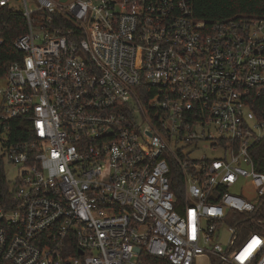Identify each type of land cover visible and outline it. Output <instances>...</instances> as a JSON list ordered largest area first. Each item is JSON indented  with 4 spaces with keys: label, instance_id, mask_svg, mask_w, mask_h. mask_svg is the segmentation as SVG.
Here are the masks:
<instances>
[{
    "label": "built area",
    "instance_id": "obj_1",
    "mask_svg": "<svg viewBox=\"0 0 264 264\" xmlns=\"http://www.w3.org/2000/svg\"><path fill=\"white\" fill-rule=\"evenodd\" d=\"M2 8L26 31L0 79V158L16 170L0 264H264L251 157L264 137V19L208 24L191 0ZM202 142L221 156L183 153Z\"/></svg>",
    "mask_w": 264,
    "mask_h": 264
},
{
    "label": "trees",
    "instance_id": "obj_2",
    "mask_svg": "<svg viewBox=\"0 0 264 264\" xmlns=\"http://www.w3.org/2000/svg\"><path fill=\"white\" fill-rule=\"evenodd\" d=\"M193 17L208 24L228 20H259L264 19V0H191ZM0 20L6 25L0 37L5 42L0 50V79L5 77L8 66L21 58L12 46L13 41L26 31L24 19L7 9H0ZM254 108L257 116L264 119V92L254 99ZM251 157L255 170L264 174V137L254 143ZM5 163L0 158V202L7 199L9 183L4 172ZM152 264H169L165 259L147 257ZM213 264H219L214 258Z\"/></svg>",
    "mask_w": 264,
    "mask_h": 264
},
{
    "label": "rangeland",
    "instance_id": "obj_3",
    "mask_svg": "<svg viewBox=\"0 0 264 264\" xmlns=\"http://www.w3.org/2000/svg\"><path fill=\"white\" fill-rule=\"evenodd\" d=\"M208 145L207 143H201L198 146V150H193V146L184 147L183 153L188 154L191 159H199L202 156H206L209 159L219 158L221 153L219 151L211 152L209 149L205 148ZM4 172L7 180H12L16 176V170L9 164H6L4 167ZM245 188V187H244ZM238 190H235L237 192ZM234 192V191H233ZM222 239H225V235H223Z\"/></svg>",
    "mask_w": 264,
    "mask_h": 264
},
{
    "label": "crops",
    "instance_id": "obj_4",
    "mask_svg": "<svg viewBox=\"0 0 264 264\" xmlns=\"http://www.w3.org/2000/svg\"><path fill=\"white\" fill-rule=\"evenodd\" d=\"M211 259L212 258L200 257L194 264H213Z\"/></svg>",
    "mask_w": 264,
    "mask_h": 264
}]
</instances>
